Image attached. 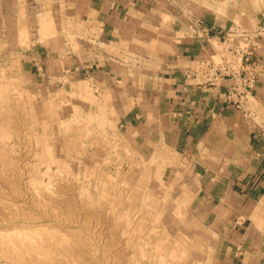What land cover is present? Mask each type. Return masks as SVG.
I'll return each mask as SVG.
<instances>
[{"label":"rangeland","instance_id":"1","mask_svg":"<svg viewBox=\"0 0 264 264\" xmlns=\"http://www.w3.org/2000/svg\"><path fill=\"white\" fill-rule=\"evenodd\" d=\"M174 1L185 7L180 15L194 17L198 41L217 31L214 68L229 75L234 65L224 63L223 42L239 34L247 37L244 61L251 63L250 42L264 32V0ZM31 2L0 3V264H226L201 205L207 175L195 173L158 134L128 129L132 117L156 122L148 107L158 92L156 68L142 60L152 56L155 63L156 45L118 35L107 40L75 27L57 2ZM206 13L226 31L206 25ZM255 20L249 31L240 27ZM96 57L108 61L104 68H91ZM104 70H125L128 78L98 79ZM145 103L153 115L141 110Z\"/></svg>","mask_w":264,"mask_h":264},{"label":"crops","instance_id":"2","mask_svg":"<svg viewBox=\"0 0 264 264\" xmlns=\"http://www.w3.org/2000/svg\"><path fill=\"white\" fill-rule=\"evenodd\" d=\"M36 1L41 0H32V8ZM51 1L58 3L57 12L67 15L75 27L102 32L107 40L118 35L123 41L156 45L155 63H150L152 56L149 61L142 59L146 67L156 68L151 79L158 92L153 105L148 106L155 112L146 103L140 106L150 115L154 112L156 122L148 121L151 116L142 120L135 117L139 122L132 117L128 129L148 138L158 134L172 151L192 162L195 173L207 175L200 187L201 205L204 215L215 223L217 250L226 264H264V32L258 34L259 41L250 42L256 45L251 48V63L244 61L246 36L225 38L228 49L224 63L231 60L234 68L224 75L225 67L211 65L216 57L211 43L217 31H206L211 39L198 41L191 34L194 17L180 15L185 7L174 0ZM0 3L17 8L19 0ZM204 18L206 25L228 28L217 17L213 23L212 13ZM253 22L255 25L245 21L240 27L259 25ZM237 47L242 49L237 50L238 55L234 52ZM141 55H145L143 50L138 58ZM107 60L115 62L111 57ZM92 62L91 68L102 69L108 61L96 57ZM123 62L126 67L128 62ZM119 64L114 65L116 70ZM58 68L62 71L59 63ZM127 73L119 74L127 79ZM119 74L96 72L98 79L117 78Z\"/></svg>","mask_w":264,"mask_h":264},{"label":"bare ground","instance_id":"3","mask_svg":"<svg viewBox=\"0 0 264 264\" xmlns=\"http://www.w3.org/2000/svg\"><path fill=\"white\" fill-rule=\"evenodd\" d=\"M6 139H7V138H6ZM0 142H1V141H0ZM2 142H3V141H2ZM1 145H2V144H1ZM3 145H4V144H3ZM5 145L7 146L6 143H5ZM6 146H5V147H6ZM9 146H10V147H9V150H12V149H10L12 145H9ZM7 147H8V146H7ZM2 149H4V148H2ZM5 152H6V151H5ZM5 152H4V153H5ZM8 152H9V151H8ZM8 152H7V153H8ZM10 152H12V154H13V150L10 151ZM7 155H8V154H7ZM37 157H38V156H37ZM4 159H6V156L4 157ZM7 159H8V158H7ZM9 161H10V160H9ZM27 163H29V162H27ZM39 163H40V162H39ZM41 163H42V162H41ZM42 165H43V164H42ZM1 167H2V166H1ZM34 167H35V166H33V169L36 168V167H35V168H34ZM30 169H31V168H30ZM36 169H37V168H36ZM3 170H6V169L3 167ZM37 170H38V169H37ZM37 170H36V171H37ZM39 170H40V168H39ZM39 170H38V171H39ZM8 171H9V170H8ZM8 171H7V172H8ZM34 171H35V170H34ZM44 172H45V171H44ZM2 173H3V172H2ZM26 180H27V179H26ZM29 180H30V179H29ZM27 181H28V180H27ZM30 181H31V180H30ZM30 181H29V182H30ZM31 182H33V181H31ZM30 184H31V183H30ZM30 184H28V185H30ZM33 184H34V183H33ZM25 186H26V185H25ZM32 186H34V185H32ZM30 187H31V186H30ZM35 187H37V186H35ZM28 188H29V187H28ZM33 188H34V187H33ZM39 188H40V187H39ZM42 188H43V187H42ZM37 189H38V187H37ZM44 189L47 190V188H45V187H44ZM32 190H33V189H32ZM35 190H36V188L34 189V191H35ZM46 190H45V191H46ZM27 191H28V190H27ZM36 191H37V193H38L39 190H36ZM36 191L34 192L35 194H36ZM39 192H40V191H39ZM41 194H42V193H41ZM37 195L40 196L39 193L36 194V196H37ZM33 196H34V195H33ZM41 197H42V196H41ZM45 197H46V196H45ZM36 198H37V197H36ZM37 199H39V197H38ZM37 199H36V200H37ZM43 199H44V198H43ZM20 202H21V201H20ZM7 203H8V202H7ZM9 203H10V202H9ZM9 203H8V204H9ZM23 203H24V202H23ZM5 204H6V203H5ZM19 205L21 206L22 203H19ZM23 205H25V204H23ZM7 206H8V205H7ZM11 206H13V205H11ZM2 208H3V206H2ZM6 208H7V207H6ZM22 208H23V207H22ZM7 210H8V208H7ZM7 210L5 209L4 211L6 212ZM4 211H3V212H4ZM13 211H14V210H13ZM20 211H21V210H20ZM23 212H24V211H23ZM23 212H22V213H23ZM0 215H2V213H0ZM9 215H10V214H9ZM12 215H13V214H12ZM4 220H5V219H4ZM4 220H3V221H4ZM8 221H9V220H8ZM18 221H19V220H18ZM19 222H20V221H19ZM25 222H26V221H25ZM33 223H34V221H33ZM10 225H11V224H10ZM17 225H19V224H17ZM17 225H15V227H16ZM6 226H7V225H6ZM21 227H22V226H21ZM24 227H25V226H24ZM2 228H3V227H2ZM19 228H20V225H19ZM19 228H15V229H19ZM25 228H26V227H25ZM5 229H6V228H5ZM12 229H13V228H12ZM21 229H24V228H21ZM2 230H3V229H2ZM6 230H7V229H6ZM14 232L16 233L17 231H14ZM149 234H150V233H149ZM149 234H148V235H149ZM145 238H146V237H145ZM46 247H47V246H46ZM55 247H56V246H55ZM55 247H54V249L56 250V249L58 248V246H57L56 248H55ZM61 247H62V246H61ZM51 248H53V247H51ZM48 249H49V247H48ZM59 249H60V248H59ZM62 249H63V248H62ZM46 250H47V249L45 248V251H46ZM52 250H53V249H52ZM57 250H58V249H57ZM47 251H48V250H47ZM59 251H60V250H59ZM63 251H64V250H63ZM63 251H61V252H63ZM49 252H52V251H49ZM39 254L41 255L42 253H39ZM43 254H44V253H43ZM45 254H46V253H45ZM45 254H44V255H45ZM51 254H52V253H51ZM56 254H57V253H56ZM36 255H37V254H36ZM46 255H47V254H46ZM57 255H58V254H57ZM146 255H147V254H146ZM37 256H38V255H37ZM47 256H48V255H47ZM41 257H42V256H41ZM43 257H44V256H43ZM52 257H53V256H52ZM46 258H47V257H46ZM44 259H45V258H44ZM48 259H49V258H48ZM48 259H47V260H48ZM54 259H55V256H54ZM60 259H61V258H60ZM62 259H63V258H62ZM38 260H39V259H38ZM45 260H46V259H45ZM50 260H51V258H50ZM50 260H49V261H50ZM57 260H58V258H57ZM40 261H41V260H40ZM53 261H54V260H52V262H53ZM61 261H62V260H60V262H61ZM43 262H45V261H43ZM47 262H48V261H47ZM50 262H51V261H50ZM52 262H51V264H52ZM60 262H59V263H60ZM48 263H49V262H48ZM54 263H57V264H58V262H56V260L54 261ZM138 263H139V259H138ZM140 263H141V262H140ZM140 263H139V264H140Z\"/></svg>","mask_w":264,"mask_h":264}]
</instances>
